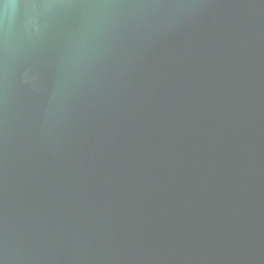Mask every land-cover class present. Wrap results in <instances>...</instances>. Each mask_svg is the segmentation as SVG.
Returning a JSON list of instances; mask_svg holds the SVG:
<instances>
[{
  "label": "water",
  "instance_id": "obj_1",
  "mask_svg": "<svg viewBox=\"0 0 264 264\" xmlns=\"http://www.w3.org/2000/svg\"><path fill=\"white\" fill-rule=\"evenodd\" d=\"M0 264H264V0H0Z\"/></svg>",
  "mask_w": 264,
  "mask_h": 264
}]
</instances>
